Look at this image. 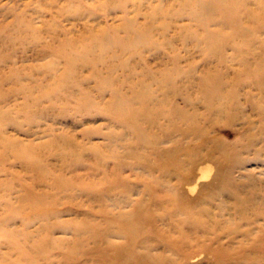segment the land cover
<instances>
[{
    "label": "rangeland",
    "instance_id": "rangeland-1",
    "mask_svg": "<svg viewBox=\"0 0 264 264\" xmlns=\"http://www.w3.org/2000/svg\"><path fill=\"white\" fill-rule=\"evenodd\" d=\"M22 28L28 30L23 44L0 49V264H123L117 252L144 250L131 248L122 232L130 219L138 221L139 213L151 216L146 234L155 254L175 240L191 248L181 254L179 249L182 264H258L260 255L251 257L243 244L245 236L264 231L256 225L264 222L238 233L232 232L236 224L222 216L210 238L194 241L173 234L161 223L172 211L146 198L187 189L180 178L190 170L185 157L195 137L180 132V118L193 120L211 141L240 155L235 179L257 178L264 184V148L255 149L264 143L242 147L264 125V0H0V48ZM69 53L87 60L95 74L114 80L112 86L106 82L102 97L111 107L84 115L39 113L35 98L59 90L70 71ZM81 69L89 74L85 66ZM31 81L37 88L30 93L20 88ZM104 82L88 78L85 85L99 90ZM115 98L121 110H115ZM209 101L228 106L215 115L208 112ZM153 113L150 127L146 123ZM235 113L240 118L231 121ZM167 124L175 128L173 138L154 139ZM61 137L74 143L87 163L97 155L93 164L107 165L98 177L110 180L102 186L75 188L77 194L84 189L97 195L98 209L69 203L60 196L67 191L54 193L46 184L28 193L27 186L41 175L26 170L16 154L29 150L56 165L55 145L50 151L44 145ZM129 148L144 150L153 165L126 157ZM215 156L197 161L191 171L209 165L213 174L222 162L233 161L230 155ZM115 170L113 181L108 172ZM198 192H186L187 198ZM210 201L215 213H224ZM191 212L188 218L194 221L198 215ZM86 215L100 226L96 239L75 234ZM154 225L164 231L165 241H157Z\"/></svg>",
    "mask_w": 264,
    "mask_h": 264
},
{
    "label": "bare ground",
    "instance_id": "bare-ground-1",
    "mask_svg": "<svg viewBox=\"0 0 264 264\" xmlns=\"http://www.w3.org/2000/svg\"><path fill=\"white\" fill-rule=\"evenodd\" d=\"M45 6L47 5L45 4ZM73 8H76V6ZM60 13L61 12L58 11V14ZM27 38L28 30L26 28H22L15 39L12 37H6V41L1 44L0 49L9 50L15 45L23 44V39ZM108 42H105L106 48L110 46ZM106 48L101 50V56L103 58H105L104 53L107 51ZM68 56L70 61V71L67 73V75L63 76V83L59 90L45 92L35 98L36 108L40 107L38 109L39 113L50 112L57 114H67L71 111H74L80 113V115H84L94 113L100 106L102 108L111 107L110 100H104L102 97L104 88L109 87L107 86L106 82L108 81L109 85L112 86L114 85V80L111 78L108 80L107 76L103 77L99 74H95L92 71V65L87 60L78 58L73 53H69ZM81 66H85L88 69L89 74L83 72ZM88 78H93L95 80L104 78L105 82L100 85L99 90H96L88 85H85V80ZM117 87L119 88V86ZM20 88H27L29 91L30 89L37 88V86L35 82H33L31 85L22 84L20 85ZM200 93L205 95L206 91L202 89L200 90ZM96 98L99 100H95ZM113 102L115 110L122 109V105H120V102L117 98H115ZM223 104L224 103L209 101L208 105L210 106L209 109L211 110H208V112H213L215 115L223 114L228 106V104ZM52 107L54 108L52 109ZM151 115L152 116L148 117V122L146 123V125H149L150 127L153 126L152 117H155L154 113ZM244 116L245 115L242 114V117ZM239 118V114L235 113V115H233V117L230 119L231 121H236L239 120ZM143 121L144 119L142 122ZM180 123L182 124V126H180V132L185 135L184 137H187L188 139L191 136L195 137L194 142L188 143L189 150L187 151L185 157L188 165H190V170L186 171L184 175H181L182 178H180L181 181L186 183L187 189L185 190L178 188L171 195H159L157 197L159 199H154V197L151 195L146 198L147 202L154 201V203H159L161 206H164L165 211H172L169 213L170 218L167 219V221H162L161 223L163 225L169 226L172 229L173 234H177L176 236L198 241L203 236L206 239L210 238V236L214 234L215 226L219 225L217 224V219L221 218L222 216H227L231 221H233V223L236 224V226L233 227L232 232L236 231L238 233H242V231L252 227L254 228L255 223L264 222V184L262 181L258 180L257 178L256 180L253 178H234V170L237 167L236 162L238 161L240 155L235 152H229L223 145L211 141L207 131L197 128L193 120L188 121L180 118ZM246 124L248 123L244 121V125ZM174 129L175 128L170 124H167L164 128L160 127L158 129V133H156L154 136V139H172ZM59 139L60 140L56 144L49 142L44 145L47 151H50L51 147L55 145L58 162L56 165L46 162V156L44 158L43 156H39L38 153L29 152V150L20 151L21 153L16 154L17 158L23 162L24 168L26 170L30 172H37L41 175V177L36 182L32 181V183H30L28 186L26 185L29 189L28 193H34L37 185L41 186L46 184L51 192L63 193L64 191H67L64 193L65 195L60 194V196L63 200H66L69 203L73 202L76 205L86 204L93 209H98L100 206L96 202L97 195H94L87 190L85 191L84 189L83 192L81 191L82 194H77L75 188L80 184H84L85 189H89L90 187L98 188L102 186L104 181L110 180L98 177L100 170H106L108 168L107 165L104 164L101 166L103 168H99V165L93 164V161H98L97 155H92L90 157L92 160L87 163L84 158L86 156L82 155V152H78V147L74 143L70 142L64 137ZM247 139L248 142L242 144V147L245 149L249 148L256 142L264 143V125L261 126L255 134L249 135ZM261 147L264 148V144L255 148L257 153ZM241 150L235 151L241 153ZM166 151L167 149H165V152ZM216 154L218 156L221 155L222 157L230 155L233 161H221L222 163L217 167L213 174H211L212 168L209 165L199 167L196 174L191 171V168L196 164L197 161L200 162L202 159H207L209 157L215 158ZM125 156L135 159L134 162H140L147 167L153 165L152 159L145 155L144 150L141 151L140 149L129 148V150L125 153ZM171 157H174V155L171 154ZM176 158L179 160L178 156ZM226 158L228 159V157ZM164 162H167V165L169 163L173 165V163L170 162V159L167 160L164 158ZM79 171H82L83 174H77ZM117 172V170L108 172V175L112 178L111 180L114 181V179H118ZM67 173H70V175L65 176ZM239 176H241V174H239ZM82 177L88 178L91 181L90 184L87 185V183H83L81 181ZM197 188H200V192H198L192 199H188L186 192L190 191L191 193H195ZM149 189L151 191V188ZM42 197L44 198L43 201L47 202V195H45L44 192ZM211 199H214L216 203L218 202L219 209L223 208L224 213H215V208L213 205H211L213 204L210 201ZM39 206L42 207V205ZM191 211L197 212L196 214L198 215V220L194 219L193 221L188 218V214ZM181 214L184 215V218L177 217V215ZM138 218V221H132V219L129 221L126 220L128 222H126V224L123 226L122 232L130 240V247L137 246L138 248L140 247L144 250L135 251L130 248H125V250H123L121 253L117 252L118 259L123 264L184 263V260L181 258L182 255L179 256L178 252L179 249L182 250L180 254L190 251V245L186 243L185 245L179 241L172 240L171 244L169 243V245H165V247L168 249H165L164 253H153L154 243L149 240V237L146 234L147 228L152 224L151 216H144L140 215L139 213ZM237 218L238 220H236ZM50 219L51 216H48L47 220ZM160 219L161 218H159L158 221ZM88 220L95 221L90 217V215H86V217H83V219L78 221V224H81L82 227L78 225V227L75 229V234L79 237L90 236L96 239L99 234L100 226H96V223L90 222ZM196 223L199 225L198 227H196ZM256 225L258 229H262L264 227V223L261 225ZM152 230H154L156 233L157 241H165V233L161 228H158L157 225H154L152 226ZM244 238L245 244H243V246L247 249H245V251L250 250L247 252V254L251 257H258V255H260L258 257L260 258L258 264H264V255L261 254L264 252V231L256 233L254 237L245 236ZM175 239L179 240L178 238ZM134 242L136 243L133 244ZM176 245L183 246L178 247L176 251ZM248 260H250V258Z\"/></svg>",
    "mask_w": 264,
    "mask_h": 264
}]
</instances>
